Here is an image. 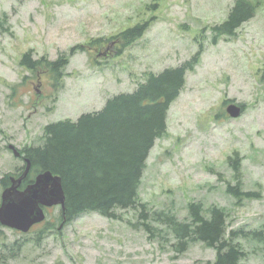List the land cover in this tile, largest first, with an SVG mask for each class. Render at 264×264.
Here are the masks:
<instances>
[{
	"label": "rangeland",
	"instance_id": "obj_1",
	"mask_svg": "<svg viewBox=\"0 0 264 264\" xmlns=\"http://www.w3.org/2000/svg\"><path fill=\"white\" fill-rule=\"evenodd\" d=\"M250 1L253 17L213 43L212 27L235 0H0V178L24 164L9 144H41L45 124L101 109L112 95L133 91L145 71L178 66L202 43L146 159L137 190L144 209L64 221L56 205L27 232L0 224L3 264H206L215 250L190 241L177 251L165 222V215L189 221V202L205 214L223 208L228 231L250 232L241 239L244 264H264V240L251 233L264 232V0ZM144 20L146 31L121 53L114 39L78 49L59 79L45 63L34 72L20 63L29 49L33 58L53 60ZM229 99L243 103L238 117L226 112ZM235 184L259 196L238 201L227 192Z\"/></svg>",
	"mask_w": 264,
	"mask_h": 264
},
{
	"label": "trees",
	"instance_id": "obj_2",
	"mask_svg": "<svg viewBox=\"0 0 264 264\" xmlns=\"http://www.w3.org/2000/svg\"><path fill=\"white\" fill-rule=\"evenodd\" d=\"M255 9L256 5L250 0H235L227 19L212 27V42L216 43L220 35L234 34L243 22L253 17ZM149 23L144 20L111 38L98 37L84 45H73L53 60L43 55L33 58L29 49L21 55L20 63L30 72L45 63L59 79L69 56L78 49L85 50L88 45L96 46L114 39L119 42L115 51L119 54L143 35ZM201 51L202 43L190 59L178 66L167 67L159 73L145 71L143 80L133 91L112 95L99 110L82 113L76 120L66 118L45 124L43 142L20 149L21 156L25 153L31 162L21 187L32 182L35 174L44 169L59 174L65 193L64 208L60 209L64 221L89 211L118 218L119 210L140 206L144 209L145 204L138 200L137 190L146 159L155 139L166 132L170 104L182 90L186 71L192 69ZM229 101L233 100L226 103ZM241 106L244 109L243 103ZM23 168H19L14 176L20 175ZM9 184L10 174L0 178L2 188ZM227 192L238 201L259 196L256 192L242 190L239 184L228 185ZM187 207L190 217L187 222H180L174 215L164 217L177 239V251L185 250L190 241H199L215 250L214 259L206 264H244L248 253L241 239L250 232L243 229L228 231L227 214L221 207L212 206L207 210L208 214L199 202H189ZM140 214L146 216L142 210ZM157 215L162 217L163 212ZM251 233L264 240L263 231ZM6 260L7 256L0 252V264Z\"/></svg>",
	"mask_w": 264,
	"mask_h": 264
},
{
	"label": "water",
	"instance_id": "obj_3",
	"mask_svg": "<svg viewBox=\"0 0 264 264\" xmlns=\"http://www.w3.org/2000/svg\"><path fill=\"white\" fill-rule=\"evenodd\" d=\"M242 110V106L234 102L226 106V112L233 118L238 117ZM8 147L14 156H20V151L13 144ZM24 161L23 172L18 177L11 176L10 184L0 194V224L21 232H27L45 218L44 208L60 205L63 209L65 202L61 177L50 169L38 172L32 182L20 188L31 167L28 157Z\"/></svg>",
	"mask_w": 264,
	"mask_h": 264
},
{
	"label": "flooded vegetation",
	"instance_id": "obj_4",
	"mask_svg": "<svg viewBox=\"0 0 264 264\" xmlns=\"http://www.w3.org/2000/svg\"><path fill=\"white\" fill-rule=\"evenodd\" d=\"M23 154H25V153H23Z\"/></svg>",
	"mask_w": 264,
	"mask_h": 264
}]
</instances>
